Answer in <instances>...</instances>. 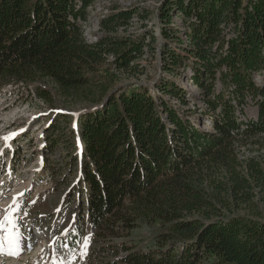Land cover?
<instances>
[{"label":"trees","instance_id":"1","mask_svg":"<svg viewBox=\"0 0 264 264\" xmlns=\"http://www.w3.org/2000/svg\"><path fill=\"white\" fill-rule=\"evenodd\" d=\"M92 1L0 0V91L23 84L47 104L77 97L90 107L70 132L80 206L65 245L88 237L87 264L100 252L101 264H264V219L253 204L256 188L264 190V161L237 150L264 141V0L161 1L160 34L181 47L163 44L162 66L170 72L184 63L192 72L202 96L197 114L164 77L153 91L113 87L112 72L139 69L144 38L108 33L138 10L110 12L100 21L106 34L88 44ZM174 14L180 24L172 26ZM179 26L186 44L173 35ZM108 53L114 59L106 63ZM248 93L257 118L245 122L237 110L244 113ZM204 120L212 130L202 129ZM141 224L154 230L146 248L130 237Z\"/></svg>","mask_w":264,"mask_h":264},{"label":"rangeland","instance_id":"2","mask_svg":"<svg viewBox=\"0 0 264 264\" xmlns=\"http://www.w3.org/2000/svg\"><path fill=\"white\" fill-rule=\"evenodd\" d=\"M101 1L106 6L112 4L108 8L111 10L112 6L114 10L116 6L124 8L131 5L138 10L130 17L128 26L113 36L123 39L144 38L145 49L136 55L135 61L139 69L112 72L115 76L113 87L144 85L153 90L157 80L164 77L174 81L186 92L188 102L184 108H194L196 114L200 113L202 96L190 83L186 65L183 63L170 72L162 66L160 49L163 44L167 43L177 51H181V47L177 46L176 39L167 41L161 34H155L157 24L150 10L142 7H151L153 4L148 0ZM140 15L146 16L143 18ZM173 23L172 26L178 25L179 19L173 17ZM84 30L99 34L92 24ZM181 31L182 27L178 35L174 32L173 35L181 38ZM150 36L154 40L151 41ZM254 107L253 103L247 104L244 113L251 115L255 111ZM89 109V105L77 97L62 99L56 96L53 103L47 104L37 97L33 89L23 84H8L0 91V149L3 150L0 156V216L6 214L14 197L19 199L20 211L14 215L22 248L16 256L0 254V264H60L61 261L63 264H87L86 254H82L83 242L69 249L65 245V234L76 222L80 206L76 191H73L75 171H71L69 163L72 152L70 132L76 127L75 116ZM58 114H68L70 119L63 121L56 118ZM206 121L203 124L207 126ZM20 129L24 131L8 142L10 147H6L2 137ZM52 140H56L55 145L51 144ZM73 144L80 148L78 138L74 137ZM238 150L243 157H256L262 163L264 161V141L260 144L247 142L240 145ZM256 190L257 194L253 196L254 212L264 219V190ZM19 193H23V197L20 198ZM240 212L248 213V210ZM153 236V228L146 224L139 225L130 235L132 242L139 248L151 245ZM103 256L102 252L95 254L92 264H101Z\"/></svg>","mask_w":264,"mask_h":264},{"label":"built area","instance_id":"3","mask_svg":"<svg viewBox=\"0 0 264 264\" xmlns=\"http://www.w3.org/2000/svg\"><path fill=\"white\" fill-rule=\"evenodd\" d=\"M150 1L153 5L151 7H148V6H145V5H142L143 8L145 9H148L150 10V13L151 15L153 16V21L157 24V31L155 32V34H160V21H159V18H158V10H159V6L161 4V1L162 0H148ZM112 5V4H111ZM110 5V6H111ZM109 5L106 6L104 4V1H101V0H94L92 1L87 7H86V11H87V18H86V21L83 22V30L84 29H87V25L89 24H92L94 25V27H96L97 31H99V34L98 35H95V34H90L89 32H86V30L83 31V35L85 37V40L88 44H93L95 42H97L103 35L106 34V32L100 27V21L105 17L107 16L110 12L113 11V8L114 6H112V10L111 9H108L110 7ZM133 5L131 6H125L124 8L122 7H117L116 6V9L114 10H118V9H128V8H131ZM145 6V7H144ZM140 7V6H139ZM132 17V16H131ZM173 17H177L175 14L173 15ZM179 19V17H177ZM173 20V19H172ZM128 22H130V18L128 20ZM128 22L124 25H119L117 27H115V29L112 31V32H109L108 34L110 35H115L117 31H122L126 26H128ZM180 24V19H179V23L178 25ZM181 39L183 40V44H186L187 42V37H186V34H185V30L183 29L182 32H181ZM116 37V36H115ZM118 38H121V37H118ZM123 38V37H122ZM147 39H149V37H147ZM145 49V46L143 45L142 47V50L140 53H142V51H144ZM139 53V54H140ZM137 54V56L139 55ZM114 59V56L112 55V53H108L106 55V63L108 62H112ZM106 65V64H105ZM108 65V64H107ZM106 65V66H107ZM187 73V76L189 77L190 79V83L191 82V75H192V72L191 71H186ZM253 81L255 83V85L257 87H259L261 85V82H262V77L260 74H254L253 76ZM192 86H194L192 84ZM195 87V86H194ZM196 88V87H195ZM149 89V88H148ZM151 90V89H149ZM154 90V89H153ZM151 90V91H153ZM246 100L249 102V103H252L251 102V95L248 93L246 94ZM234 104H235V101H233ZM255 111L251 114V115H247L243 112H241L238 108L237 112L239 113V116H240V119H242L243 121H248V119H256L257 118V107L255 106ZM245 109V107H244ZM244 127V126H243ZM241 145V144H240ZM238 145L237 146V150H238V147L240 146ZM239 151V150H238ZM240 154V152H239ZM240 158H243V156H241Z\"/></svg>","mask_w":264,"mask_h":264},{"label":"snow or ice","instance_id":"4","mask_svg":"<svg viewBox=\"0 0 264 264\" xmlns=\"http://www.w3.org/2000/svg\"><path fill=\"white\" fill-rule=\"evenodd\" d=\"M22 131H24V129H20L17 132L9 133L8 135L2 137V139L5 141V146L10 147L8 142ZM2 155L3 150L0 149V156ZM23 195V193L18 194V196ZM31 203H35V201H32ZM19 211L20 201L14 197L13 204L10 205L6 210V214L0 216V254L16 256L20 254V251H22L20 245V234L16 231V217L14 215V213ZM89 242V238L85 237L82 244V254L87 253ZM60 264H63V261H61Z\"/></svg>","mask_w":264,"mask_h":264},{"label":"bare ground","instance_id":"5","mask_svg":"<svg viewBox=\"0 0 264 264\" xmlns=\"http://www.w3.org/2000/svg\"><path fill=\"white\" fill-rule=\"evenodd\" d=\"M191 88H192V87H190V89H191ZM202 129H203V130H206V131H210V130H212L211 127H210L209 125L202 127Z\"/></svg>","mask_w":264,"mask_h":264}]
</instances>
